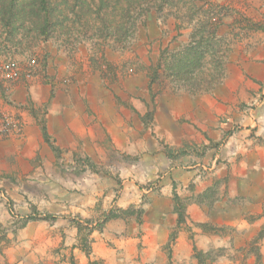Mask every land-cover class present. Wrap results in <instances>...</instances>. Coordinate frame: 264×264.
Here are the masks:
<instances>
[{
	"label": "rangeland",
	"instance_id": "rangeland-1",
	"mask_svg": "<svg viewBox=\"0 0 264 264\" xmlns=\"http://www.w3.org/2000/svg\"><path fill=\"white\" fill-rule=\"evenodd\" d=\"M106 1L102 10L95 1L87 22L70 15L47 37L31 16L15 25V11H2L15 0H0V94L11 97L15 86V109L33 122L25 130L19 121L15 175L0 178V264H89L76 224L98 228L109 213L116 217L91 237L93 259L104 264H144L150 233L158 251L147 264H200L193 250L175 259L179 229L192 245L197 229L215 237L196 245L205 264H264V239L256 241L264 226V81L243 69H264V0L142 2L131 16L148 5L163 9L140 17L121 43L100 20L113 12L121 23V5L113 11L116 0ZM70 4L78 9L77 0ZM192 5L198 16L186 13ZM207 21L219 24L229 50L222 80L190 94L164 53L153 82L163 51L184 50ZM174 193L186 209L181 226ZM191 205H204L209 221L188 215ZM35 211L58 219L29 220Z\"/></svg>",
	"mask_w": 264,
	"mask_h": 264
},
{
	"label": "trees",
	"instance_id": "trees-1",
	"mask_svg": "<svg viewBox=\"0 0 264 264\" xmlns=\"http://www.w3.org/2000/svg\"><path fill=\"white\" fill-rule=\"evenodd\" d=\"M64 8H60L58 4L54 3L52 0H21L18 4L15 5L10 4L9 6L2 9V11H6L5 14L12 16L15 11V25L19 22V19H27L30 16L32 17L31 21H33L34 25L39 28L41 34L46 35L47 37L53 33L54 28L63 26L64 20L68 21L70 15H74L80 21L83 19L87 22L88 19L94 13V5L96 0H77V8L71 6V0H63ZM100 2V10H102L107 4L106 0H98ZM149 0H125L123 4H121L120 0H116L114 3L113 11H118V6L121 5V13H122V22L116 25L115 13H106V14H98L101 15V22L104 25V29L106 28L107 32H110L111 35H116L117 42L121 43L122 39L131 38L133 34L136 32L137 23L140 17L147 14L152 9L162 10L163 8L157 6H149L148 8L140 7V14L135 18L131 16L130 8L134 5H143L142 2H147ZM157 1V0H151ZM166 1V0H164ZM7 2V0H6ZM126 4V5H125ZM127 8L124 9V7ZM78 10V11H76ZM98 10V9H97ZM1 11V13H2ZM136 11L135 7L131 10ZM201 11V7L192 5L189 8H186V13L189 14V17L198 16ZM142 13V14H141ZM207 14L208 20L211 19L210 12H205ZM113 20H112V19ZM63 19V20H62ZM22 22V20H21ZM207 21L205 25H201V29L193 34L191 37V43L184 48L182 51L178 52H170V50L166 49L163 51L162 59L158 67L155 70V75L153 77V82L159 79V70L162 69L161 62L164 53L169 55V58H166L165 64L168 68L167 70L170 72L171 77L178 84H183V86L188 87L187 91L190 94H197L201 92L210 91L213 86L222 80L224 74L225 60L228 56L229 50L223 48V41L218 36V23L209 24ZM109 27L107 28V26ZM114 25V26H113ZM208 30L205 32V30ZM164 55V56H163ZM170 60V61H168ZM201 64H205L209 69L207 73L204 71H199ZM42 134L46 142L50 143V136L48 133L47 125L44 123L41 124ZM174 203H175V212L177 213V223L179 226L186 222V209L182 204V199L177 193H174ZM36 218L29 217V220H43V221H56L58 219L57 216L52 214H48L44 217H40V214L35 211L34 212ZM112 213L107 214L102 223H99V227H89L85 228L83 222H77L76 228L79 235V248L88 258L89 264H104L101 260L93 259V242L92 235L95 231H101L103 226L112 218H114ZM28 220V221H29ZM90 223V222H86ZM201 227H208L206 224H202ZM214 231V229H212ZM176 236L173 235L171 241H174ZM264 239V226L258 233V237L256 241H260ZM256 243V242H255ZM1 252V250H0ZM193 252L195 254L196 259L200 264H205L203 261V253L200 252L197 246L193 245ZM254 253H257L255 251ZM257 258H261L259 253L255 254ZM172 256H169V260H171ZM72 264H76L74 259L72 260Z\"/></svg>",
	"mask_w": 264,
	"mask_h": 264
},
{
	"label": "crops",
	"instance_id": "crops-1",
	"mask_svg": "<svg viewBox=\"0 0 264 264\" xmlns=\"http://www.w3.org/2000/svg\"><path fill=\"white\" fill-rule=\"evenodd\" d=\"M231 69V68H230ZM244 72L249 74L250 77L253 75V71L256 73H260L257 77L259 82L264 81V69L262 66L259 65H252L245 63L243 66ZM233 73H232V72ZM243 70H239V67H234V69L230 70V73L237 78H241ZM251 80L245 81V84L249 86L251 85ZM10 92L13 94L11 97L8 96H1L0 94V178L5 175L13 176L15 175V131L9 129L6 125V122L17 121L21 122V119L25 121V130H29L30 126L32 125V120L30 117L26 115L25 112L19 113L20 110L16 111L15 109V86L10 88ZM12 101V103H9ZM51 120V118H49ZM66 127V124L63 125ZM49 128H51L50 121H49ZM1 180H5L2 178ZM195 214L197 218L194 217L195 221L200 223H205L209 221V212L206 210L205 206H196L191 205L188 209V215ZM162 227H160L161 229ZM162 233L169 232L166 230L165 227L161 229ZM197 235L194 236V240L196 241L195 245L200 244L201 248L205 247L204 242L209 241L212 242L215 237L210 236L200 230H195ZM189 235H186L181 229H179L178 237L175 241V245L173 246V255L175 259H180L181 254H187V258H190L192 255L193 250V241L189 240ZM154 238H156L153 233H150L148 236L144 237V245H146L144 252H145V259L143 260L144 264L149 263L148 257L153 255V253L157 254L155 246L153 245ZM220 245V244H219ZM220 247V246H218ZM204 249V248H203Z\"/></svg>",
	"mask_w": 264,
	"mask_h": 264
},
{
	"label": "built area",
	"instance_id": "built-area-1",
	"mask_svg": "<svg viewBox=\"0 0 264 264\" xmlns=\"http://www.w3.org/2000/svg\"><path fill=\"white\" fill-rule=\"evenodd\" d=\"M12 66H14V64H12L11 66H9V68L11 67L12 68ZM6 125H7V127L9 128V129H12V131H16V130H18V128H20V124H19V122H17V121H12V122H6Z\"/></svg>",
	"mask_w": 264,
	"mask_h": 264
}]
</instances>
